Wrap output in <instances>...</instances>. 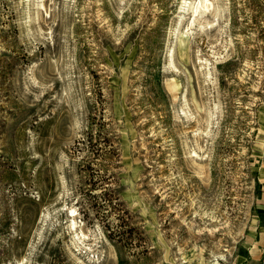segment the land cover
Segmentation results:
<instances>
[{
	"label": "rangeland",
	"instance_id": "1",
	"mask_svg": "<svg viewBox=\"0 0 264 264\" xmlns=\"http://www.w3.org/2000/svg\"><path fill=\"white\" fill-rule=\"evenodd\" d=\"M199 1L0 0V264L261 263L264 0Z\"/></svg>",
	"mask_w": 264,
	"mask_h": 264
},
{
	"label": "trees",
	"instance_id": "2",
	"mask_svg": "<svg viewBox=\"0 0 264 264\" xmlns=\"http://www.w3.org/2000/svg\"><path fill=\"white\" fill-rule=\"evenodd\" d=\"M1 62L2 61H0V63ZM103 117H102V119H103ZM106 125H107V122H102V123L99 122V128H98V132H97L99 137H101V134L105 133ZM90 127L91 128L88 131V141H89L90 146L93 148V145H92V141H93L92 140L93 139V124L92 123L90 124ZM1 128H2V126H0V129ZM103 137H104L103 140L105 142H107V138H106L107 136H103ZM92 148H91V151H93ZM114 151L115 150H112L111 148L107 149L104 146V148H102V152L99 153V150H98L99 154H96L95 152H93V154H95L93 159H97L99 157L98 155H101L102 158L97 164H99V166H104L105 167L106 164L102 161V159H106L108 154H110V153H112ZM116 152H117V150H116ZM89 167H91L90 163H89ZM102 169L103 168H100V167L96 168L98 173H100V171ZM0 177L6 182H10V181H13V180L18 178V173L15 170V168H13V166H10V165L9 166H5V165L2 166V164L0 163ZM100 177H101L100 181H102V185H106L105 183L109 184V182L111 183V180L109 181V179H111V178L108 177L105 172L101 173ZM102 188H104V190L102 191L103 193H100V195H95V196L104 197V202L103 203L101 202L99 204V208L101 209L102 212L104 211L103 213H105L106 211L109 212V209L107 208V206H109L110 204H113V198H119V197L118 196L115 197V194L113 196H110V191L112 190L110 186H102Z\"/></svg>",
	"mask_w": 264,
	"mask_h": 264
},
{
	"label": "bare ground",
	"instance_id": "3",
	"mask_svg": "<svg viewBox=\"0 0 264 264\" xmlns=\"http://www.w3.org/2000/svg\"><path fill=\"white\" fill-rule=\"evenodd\" d=\"M188 2V1H187ZM190 2V1H189ZM191 3V2H190ZM211 3L212 2H210V0H201V1H199L198 2V5L196 6V10L194 9V13L196 14L197 13V11H198V8L199 7H203L205 10H206V8H208L209 7V4H210V6H211ZM196 5V4H195ZM203 9V10H204ZM74 210V209H73ZM76 212V211H75Z\"/></svg>",
	"mask_w": 264,
	"mask_h": 264
},
{
	"label": "built area",
	"instance_id": "4",
	"mask_svg": "<svg viewBox=\"0 0 264 264\" xmlns=\"http://www.w3.org/2000/svg\"><path fill=\"white\" fill-rule=\"evenodd\" d=\"M260 264H264V244L262 247V256H261V263Z\"/></svg>",
	"mask_w": 264,
	"mask_h": 264
}]
</instances>
